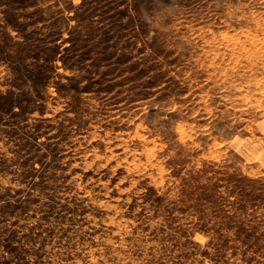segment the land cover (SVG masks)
I'll list each match as a JSON object with an SVG mask.
<instances>
[{"label":"rangeland","instance_id":"374dc122","mask_svg":"<svg viewBox=\"0 0 264 264\" xmlns=\"http://www.w3.org/2000/svg\"><path fill=\"white\" fill-rule=\"evenodd\" d=\"M0 264H264V0H0Z\"/></svg>","mask_w":264,"mask_h":264},{"label":"trees","instance_id":"16d2710c","mask_svg":"<svg viewBox=\"0 0 264 264\" xmlns=\"http://www.w3.org/2000/svg\"><path fill=\"white\" fill-rule=\"evenodd\" d=\"M80 20V19H79ZM47 62H49V63H47V65H49V64H51L52 62H50V61H47ZM50 72L51 71H49V72H46L45 73V76L42 78V80H41V82H43V86L45 87V88H47L49 85H50V80H51V77H49L50 76ZM188 193H190V192H188ZM200 193H203V194H205V197H206V192H200Z\"/></svg>","mask_w":264,"mask_h":264}]
</instances>
